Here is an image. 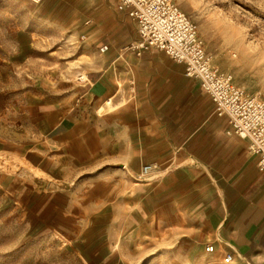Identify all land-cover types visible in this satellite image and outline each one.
Masks as SVG:
<instances>
[{
	"label": "crops",
	"instance_id": "1",
	"mask_svg": "<svg viewBox=\"0 0 264 264\" xmlns=\"http://www.w3.org/2000/svg\"><path fill=\"white\" fill-rule=\"evenodd\" d=\"M29 3L39 19L82 36L100 66L85 86L82 108L91 114L51 127L72 129V136L55 138L60 154L72 147V201L81 187L93 193L88 199L102 209L110 239L176 236L187 241L196 264H220L227 253L234 255L230 264H264V171L249 141L227 133L229 118L216 114L200 81L162 50H124L139 33L118 0ZM152 163L171 170L159 182L160 175L136 180ZM142 189L148 192L141 196ZM141 203L146 210L175 207L181 218L140 216ZM201 242L214 251L202 250Z\"/></svg>",
	"mask_w": 264,
	"mask_h": 264
},
{
	"label": "rangeland",
	"instance_id": "2",
	"mask_svg": "<svg viewBox=\"0 0 264 264\" xmlns=\"http://www.w3.org/2000/svg\"><path fill=\"white\" fill-rule=\"evenodd\" d=\"M175 1L197 26L213 64L264 99V0ZM29 2L0 0V264L198 263L176 236L110 239L102 209L84 187L72 201V147L63 155L55 143L72 129L51 127L60 120L72 126V114H91L82 108L89 84L83 79L100 66L82 36L39 19ZM169 170L161 164L155 174L139 179V172L135 179L159 182ZM143 206L140 216L157 211L181 218L175 207ZM206 243L199 244L204 251Z\"/></svg>",
	"mask_w": 264,
	"mask_h": 264
},
{
	"label": "built area",
	"instance_id": "3",
	"mask_svg": "<svg viewBox=\"0 0 264 264\" xmlns=\"http://www.w3.org/2000/svg\"><path fill=\"white\" fill-rule=\"evenodd\" d=\"M118 8L126 10L135 20L139 33V38L124 50L140 55L155 48L184 64L185 74L200 81L217 115L229 118L228 134H236L249 141V149L258 156L259 169L264 171V99L238 86L231 73L213 64L212 56L188 14L175 0H118ZM107 49V45L100 48L103 52ZM158 170L157 163L144 164L139 179L147 178ZM206 250L213 252L214 245L207 244ZM233 260L232 253L224 257L227 263Z\"/></svg>",
	"mask_w": 264,
	"mask_h": 264
},
{
	"label": "bare ground",
	"instance_id": "4",
	"mask_svg": "<svg viewBox=\"0 0 264 264\" xmlns=\"http://www.w3.org/2000/svg\"><path fill=\"white\" fill-rule=\"evenodd\" d=\"M215 57V56H214ZM219 68V67H218ZM220 69V68H219ZM91 77V76H90ZM83 80H85V81H90L91 82V80H90V78H89V76L87 75V74H85V76H84V79ZM112 100L109 98L108 100H107V102L108 103H110ZM101 110H103V108H101L99 111H101ZM151 178V177H150Z\"/></svg>",
	"mask_w": 264,
	"mask_h": 264
}]
</instances>
